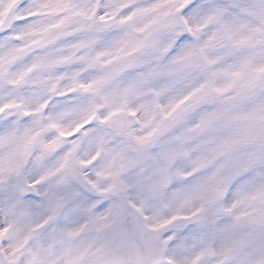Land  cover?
Segmentation results:
<instances>
[{
  "label": "snow or ice",
  "instance_id": "snow-or-ice-1",
  "mask_svg": "<svg viewBox=\"0 0 264 264\" xmlns=\"http://www.w3.org/2000/svg\"><path fill=\"white\" fill-rule=\"evenodd\" d=\"M0 264H264V0H0Z\"/></svg>",
  "mask_w": 264,
  "mask_h": 264
}]
</instances>
